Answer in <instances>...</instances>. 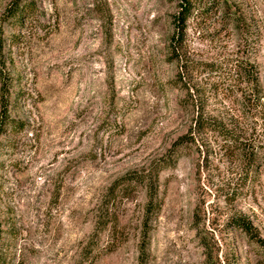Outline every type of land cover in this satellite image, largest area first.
I'll use <instances>...</instances> for the list:
<instances>
[{
  "label": "rangeland",
  "instance_id": "rangeland-1",
  "mask_svg": "<svg viewBox=\"0 0 264 264\" xmlns=\"http://www.w3.org/2000/svg\"><path fill=\"white\" fill-rule=\"evenodd\" d=\"M236 58L260 102L247 81L231 91ZM3 88L9 264H141L145 224L144 264H264L232 225L264 240V0H0V114ZM199 108L255 154L249 177L216 134L176 145Z\"/></svg>",
  "mask_w": 264,
  "mask_h": 264
},
{
  "label": "trees",
  "instance_id": "trees-1",
  "mask_svg": "<svg viewBox=\"0 0 264 264\" xmlns=\"http://www.w3.org/2000/svg\"><path fill=\"white\" fill-rule=\"evenodd\" d=\"M190 11H192V4H189L185 6L183 10V14H181L182 18L179 22V25L182 26L181 24L183 22H186L187 19L191 16ZM21 12V8L19 5H17L14 10L11 13L12 17L17 16L18 13ZM233 62H235V67L234 68V77L237 84H234L233 87H231V91L233 92L235 86L241 85L243 83L242 81H247L250 83V85L254 86V92L256 94L257 101L260 102V96H259V80L258 78H252L251 76V70L252 66H249L248 64H244L243 62H239V59L236 58ZM249 68H248V67ZM206 67H212V64L206 65ZM182 69L184 70L185 73L189 72V64H184L182 66ZM197 90H193L194 92V97L193 93L190 94L193 98H196V94L199 95V88H196ZM239 90V89H238ZM196 93V94H195ZM8 91H6L5 88L2 89V97H1V114H0V119H1V128L3 129L4 126H6L9 122L8 118V110L7 108V103H8ZM193 100V99H192ZM204 110V109H203ZM201 110V108L198 109L197 115L194 118L193 126L191 127L189 133L183 137H181L176 145L177 146H183V145H195V144H200V142L203 139V136L205 133H211V134H216L219 136L221 139H223V145H226L225 147L223 146L222 149L225 151L226 155L228 154V151H230L228 148H231V153L233 154V151H238L240 154V157L242 158L244 169L246 172V176H250L252 172V168L254 166V161H255V154L251 153L248 154L246 153V149L242 147L241 139L238 138L235 135V132L230 130L227 127V124L224 119L217 120L210 118L208 116H205V112ZM14 127L13 125L9 124L8 128ZM243 170V169H242ZM142 183L149 182L148 185V203L146 206V218L147 219H152L154 216L156 209L158 207L157 205V186H156V180H153V178H148L147 176H142L138 177ZM148 179V180H147ZM146 219V220H147ZM100 226L99 229H102L105 227V224L101 222L99 224ZM233 227H237L242 230V232L253 242L258 244L259 246L264 248V240H262L257 232L254 226L252 225L251 222L244 218H237L234 219L232 222ZM2 224L0 222V264H9L8 259L6 258L5 254L3 253V248L1 247V241H2ZM147 224H145V229L143 232V237H142V242L140 246V253H141V264L145 263L146 259V247H147V241H148V228ZM204 247L208 248V244L204 243ZM208 258V257H207Z\"/></svg>",
  "mask_w": 264,
  "mask_h": 264
}]
</instances>
